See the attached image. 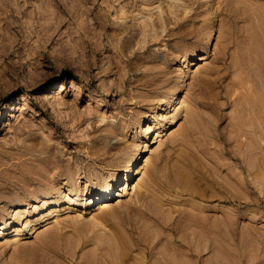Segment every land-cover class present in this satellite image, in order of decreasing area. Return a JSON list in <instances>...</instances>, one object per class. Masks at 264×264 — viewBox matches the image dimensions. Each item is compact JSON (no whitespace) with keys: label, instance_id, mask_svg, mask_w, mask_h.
I'll return each mask as SVG.
<instances>
[{"label":"rangeland","instance_id":"374dc122","mask_svg":"<svg viewBox=\"0 0 264 264\" xmlns=\"http://www.w3.org/2000/svg\"><path fill=\"white\" fill-rule=\"evenodd\" d=\"M263 96L264 0H0V264H264Z\"/></svg>","mask_w":264,"mask_h":264},{"label":"bare ground","instance_id":"6f19581e","mask_svg":"<svg viewBox=\"0 0 264 264\" xmlns=\"http://www.w3.org/2000/svg\"><path fill=\"white\" fill-rule=\"evenodd\" d=\"M112 7H113V5H108V8L105 10V12H103L102 13V16H103V24H104V26L106 25V19H105V17H107L108 18V16H109V13L112 11ZM163 8V7H162ZM173 11V12H172ZM177 11V10H176ZM175 10H171V12L172 13H178V12H176ZM123 12H126L125 10L123 11ZM161 12H165V10L163 11H161ZM126 13H128V12H126ZM126 13H123V14H126ZM159 14V13H158ZM160 15V14H159ZM101 16V15H100ZM158 16V15H157ZM161 16H163L162 15V13H161ZM159 18V17H158ZM166 18V17H165ZM149 19V18H148ZM160 19V18H159ZM163 19V18H162ZM162 19L160 20V21H162ZM152 21L150 22V20H147L145 23H144V25H143V34L145 35V37H148V38H145V41L146 42H150V40H153V39H155L159 34H161L158 30H160V29H158L157 28V24H158V22H157V20L156 19H151ZM162 22H164V21H162ZM120 24H122V23H120ZM161 24V23H160ZM162 25V24H161ZM164 25V24H163ZM148 26H150V28L152 29L151 31H150V33H147V27ZM159 27H161L160 25H159ZM158 29V30H157ZM154 30L156 31L155 33H154ZM136 32V31H135ZM133 34H134V32H133ZM136 34H138V33H136ZM131 35H132V33H131ZM135 35V34H134ZM133 38V37H132ZM148 40V41H147ZM145 43V42H144ZM145 45H146V43H145ZM144 45V46H145ZM200 58H198V59H201V60H203V59H206L207 58V53H203L201 56H199ZM153 79V78H152ZM156 79V78H155ZM152 83H154V82H152ZM151 82H150V84H152ZM153 85V84H152ZM155 85V84H154ZM154 87V86H153ZM153 87H151V89L153 88ZM174 96V95H173ZM261 97V96H260ZM170 99V98H169ZM262 99H264V96H263V98ZM259 101H260V98H259ZM167 103H170L171 102V100H167L166 101ZM160 103H165L164 101H162V102H160ZM261 102H259V104H260ZM244 104V103H243ZM243 104H242V106H243ZM261 104H263V100H262V103ZM263 107V106H262ZM163 109V108H162ZM250 111V110H249ZM263 111H264V109H263ZM251 113V112H250ZM1 117V116H0ZM263 118V117H262ZM256 119V118H255ZM261 120H264V119H261ZM256 121V120H255ZM260 120H258V122H259ZM249 122H251V121H249ZM254 123V122H253ZM149 126H148V128H147V132L144 134V136H147V134L149 133V131H150V129L152 128V124H148ZM262 125H263V123H262ZM162 132H163V130H162V126H159L158 127V129H157V131H156V137L157 136H160V135H162ZM247 134V133H246ZM147 149V147H145L144 148V150H146ZM202 150V149H201ZM161 155H162V153H159L158 154V158H160V159H162L161 158ZM167 155V154H166ZM165 156V155H164ZM164 158V157H163ZM239 158V157H238ZM137 159L138 158H135V159H133L132 161L130 160L129 161V163L125 166V172H124V174L122 175V178H120V180H119V175L116 173L114 176H113V178H112V180H111V182L110 183H106V184H104V185H98V186H94L93 188H92V191H94L95 190V192L96 193H94V194H90L91 196H94V198H90L87 202H83L85 205H93V203H98V206H97V209H99V210H107V209H109V208H111L114 204H113V199H114V196L115 195H117V196H121L122 195V193H120L119 191H114V188H115V186H117V184L119 183V181H121V179L122 180H124V183H123V185H124V187L122 188V189H129L130 187H131V177H132V174L134 173L133 171H132V169H133V167L135 166V164L137 163ZM159 159V160H160ZM151 162V159H149V158H146V160H145V165L146 164H149ZM196 162H198V161H196ZM200 162H201V159H200ZM82 163V162H81ZM193 163V162H192ZM199 163V162H198ZM84 164V163H83ZM194 164V163H193ZM215 165V164H214ZM187 166V165H186ZM85 168L87 167V165H85L84 166ZM84 167H80L78 170L80 171V170H83V168ZM218 167V166H217ZM216 167V168H217ZM185 168V167H184ZM247 168H248V166H247ZM191 169H192V167H191ZM190 170V169H189ZM249 170V169H248ZM177 171V169L175 170V172ZM178 171H179V168H178ZM197 171V172H196ZM222 171V170H221ZM75 172V171H74ZM181 172H184V170H182L181 169ZM201 172V171H200ZM178 173L179 172H177V175H178ZM196 174V176H199L200 174H199V169L196 167L195 169H193V170H191V172H190V174L192 175V174ZM181 174V173H180ZM186 174V173H185ZM194 174V175H195ZM203 174V173H202ZM68 175H71V174H68ZM67 175V176H68ZM80 175V174H79ZM191 175H190V177H191ZM238 175V174H237ZM243 176V175H242ZM178 177V176H177ZM184 177V176H183ZM182 177V178H183ZM184 178H186V177H184ZM184 178L182 179L183 181H184ZM192 178V177H191ZM191 178H189V180L191 179ZM198 178V177H197ZM196 178V179H197ZM199 178H200V176H199ZM204 178V177H203ZM232 178V177H231ZM180 178H178V180H179ZM233 179V178H232ZM238 179L239 178H235L234 177V181L233 182H231V183H229V184H226V183H222L221 185H220V187L218 186V187H215V188H217V190H218V192H223V190L226 192V191H231L233 188H231V190H228L229 189V185L231 186V185H233V187H239L240 186V184H239V182H238ZM74 180L75 179H73V177L71 176L70 178H65V181L63 182L64 184H73V182H74ZM144 180V177L143 176H140L139 177V180L138 181H140L139 183H138V185L142 182ZM181 180V182H183ZM187 180V179H186ZM185 180V181H186ZM240 180V179H239ZM245 180V179H244ZM247 180V179H246ZM188 181V180H187ZM25 182V181H24ZM180 182V181H179ZM244 182V181H243ZM184 184V183H183ZM246 186L249 188L251 185L249 184V181L247 180V182H246ZM217 185V184H216ZM52 187V186H51ZM46 188V187H45ZM69 188V187H68ZM214 188V189H215ZM224 188V189H223ZM50 189H53V188H50V187H48V188H46V190H44V191H37L36 190V192L34 191V193H35V199H36V201H43V203H45L46 202V198L47 197H49L50 195H52L51 193V190ZM38 190H41V189H38ZM70 190V192L68 193L67 192V195H68V197L69 198H67V200L68 201H73V200H75V199H77L79 196L77 195L78 193H79V191H76V189H69ZM244 190H245V188H244ZM72 191V192H71ZM249 191V190H248ZM214 192V191H213ZM217 192V193H218ZM233 192H234V190H233ZM247 192V191H246ZM250 192V191H249ZM92 193V192H91ZM226 193H228V192H226ZM229 194V193H228ZM230 194H232V193H230ZM235 194V193H234ZM41 195H44V198L42 199V200H40V196ZM232 196V195H231ZM119 201H121V199L119 200ZM36 203H33L32 205H31V202H29V201H26L25 202V204L24 205H21V206H17L15 209H14V211H15V214H20V213H22V212H24V211H27V208H28V206H31V207H34V209L36 208V205H35ZM127 204H130V203H127ZM121 206V205H120ZM185 208V207H184ZM57 208H53V209H50L47 213H45V214H43L42 216H40V217H38V218H36V219H42L43 221H46V222H48V218H50L49 216L51 215V214H53L54 213V211L56 210ZM186 210V209H185ZM189 211V210H188ZM104 212V211H103ZM179 214V213H178ZM191 213H189V212H183V218L185 219H190L189 218V216L191 217V215H190ZM32 215V212H30L29 211V216H31ZM167 217V216H166ZM179 217V216H178ZM30 218V217H29ZM29 218H28V220H26V224L27 223H29ZM169 219V218H168ZM178 219V218H177ZM181 220V219H180ZM218 221V220H217ZM167 222V221H166ZM185 222V221H184ZM165 223V222H164ZM188 223H189V220H188ZM192 223H193V221H192ZM25 224V225H26ZM8 225H9V222L7 221V220H4V223L2 224V229H3V231H2V233H5V230L6 229H8ZM188 225V224H187ZM184 226V225H183ZM16 229V234L17 235H19L21 232L19 231L20 230V228H18V227H16L15 228ZM188 229V228H187ZM199 237V236H198ZM18 238V236H15L14 238H13V240H16ZM218 240V239H217ZM185 241H187L186 239H185ZM188 242V241H187ZM186 242V243H187ZM186 246V245H185ZM189 246V245H188ZM168 258H170V257H168Z\"/></svg>","mask_w":264,"mask_h":264}]
</instances>
